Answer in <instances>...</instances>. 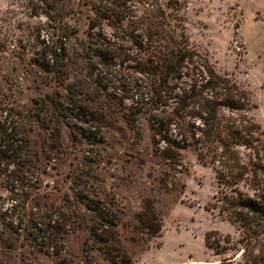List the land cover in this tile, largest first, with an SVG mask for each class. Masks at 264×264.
I'll return each instance as SVG.
<instances>
[{"label": "rangeland", "instance_id": "obj_1", "mask_svg": "<svg viewBox=\"0 0 264 264\" xmlns=\"http://www.w3.org/2000/svg\"><path fill=\"white\" fill-rule=\"evenodd\" d=\"M160 2L191 46L252 92L264 128V0ZM96 12L84 3L67 18L72 37L61 50L52 20L0 0L5 32L20 39L0 60V264H112L90 229L100 213L116 221L113 246L132 264H237L240 256L224 259L235 250L218 254L205 239L212 230L239 237L205 208L217 190L213 169L191 148L177 159L155 153L148 121L130 117L127 97L100 103L115 90L94 56ZM133 64L113 60L114 74L127 83ZM149 198L162 223L156 235L139 221Z\"/></svg>", "mask_w": 264, "mask_h": 264}, {"label": "trees", "instance_id": "obj_2", "mask_svg": "<svg viewBox=\"0 0 264 264\" xmlns=\"http://www.w3.org/2000/svg\"><path fill=\"white\" fill-rule=\"evenodd\" d=\"M14 1L29 18L44 14L55 23L61 50L67 49L72 37L67 18L84 3H91L97 10L89 31L94 56L99 70L110 73L108 80L114 82L115 90L105 92L100 103L108 104L110 98L130 99L129 115L135 120L140 115L147 119L157 154L177 159L182 150L193 149L198 162L210 166L217 180L213 200L205 208L231 222L239 235L233 241L230 233L212 230L206 233L207 244L218 254L236 251L225 260L240 256L237 264H264V128L253 114L257 105L252 92L218 72L209 57L191 46L183 28L171 23L160 0ZM106 25L113 29L110 36L104 33ZM16 40L20 39L14 28L5 32L0 22V60L11 46L15 48ZM128 40L131 45L124 48L121 41ZM122 57L134 62L136 75L127 83L112 68V61ZM99 87L96 83L92 91L98 92ZM97 108L106 110L103 105ZM139 221L151 234L160 233L161 219L151 198ZM37 222L49 224L44 216ZM90 229L112 264H132L126 253L113 246L119 243L113 218L100 213Z\"/></svg>", "mask_w": 264, "mask_h": 264}]
</instances>
